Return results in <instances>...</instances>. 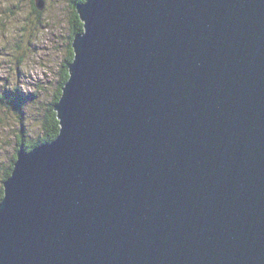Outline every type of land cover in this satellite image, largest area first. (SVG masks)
<instances>
[{"label":"water","instance_id":"water-1","mask_svg":"<svg viewBox=\"0 0 264 264\" xmlns=\"http://www.w3.org/2000/svg\"><path fill=\"white\" fill-rule=\"evenodd\" d=\"M77 13L60 132L4 182L0 264H264V0Z\"/></svg>","mask_w":264,"mask_h":264},{"label":"rangeland","instance_id":"rangeland-1","mask_svg":"<svg viewBox=\"0 0 264 264\" xmlns=\"http://www.w3.org/2000/svg\"><path fill=\"white\" fill-rule=\"evenodd\" d=\"M40 2L0 0V203L20 146L31 151L48 142L26 147L44 135L42 121L59 91L68 57L74 55L69 69L76 54L69 0H45L42 14L36 8Z\"/></svg>","mask_w":264,"mask_h":264},{"label":"trees","instance_id":"trees-1","mask_svg":"<svg viewBox=\"0 0 264 264\" xmlns=\"http://www.w3.org/2000/svg\"><path fill=\"white\" fill-rule=\"evenodd\" d=\"M85 1L86 0H69V6H71L70 8H72V9L74 8V11H72L73 15L71 16V19H70L71 26L73 29L72 34H71V41L76 34L84 31V22L82 21L81 17L77 13L76 6L79 3H82ZM36 8L38 11H40L38 5L36 6ZM42 11H43V9L40 11V14L43 13ZM70 49H72V46L70 47ZM73 57H74V55L72 54L71 56L68 57V59L66 61L67 64L65 65V70L63 72V79L61 80V83H60V86L58 89L59 91L57 92L54 101L50 105V107H49V109H48V111H47V113H46V115L42 121V126L45 127L44 135L41 138H39V140L37 142L32 143L31 146L26 144V147L29 149L34 148L40 142L54 140L60 132V122H59V119L57 116V112L55 110V106L58 103L57 101L59 100V98L62 94V87L69 77L68 63L73 59Z\"/></svg>","mask_w":264,"mask_h":264}]
</instances>
